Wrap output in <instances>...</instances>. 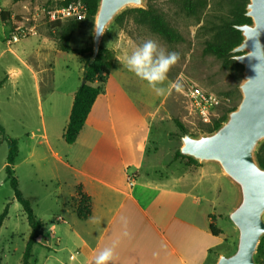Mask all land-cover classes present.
<instances>
[{
	"label": "crops",
	"instance_id": "crops-1",
	"mask_svg": "<svg viewBox=\"0 0 264 264\" xmlns=\"http://www.w3.org/2000/svg\"><path fill=\"white\" fill-rule=\"evenodd\" d=\"M22 41L27 43L10 48L15 63L7 79L14 77L22 86L24 71L35 74L38 68L44 73L47 106L41 128L25 134L22 156L18 139L15 166L24 165L35 175L40 168L44 179L58 186L56 204L63 211L52 214L44 243L48 249L55 245L59 253L75 252L77 257L72 255L70 262L56 259L57 263L95 264L100 252L113 246L115 259L110 264L214 263L226 243L218 218L232 202L221 203L218 198L223 174L213 164H200L182 165L178 175L160 177L151 170L153 162L146 163L160 117V95L126 66L124 56L136 42L120 29L109 36L103 47L114 52L113 70L78 139L67 144L64 132L83 82L82 60L77 55L74 71L59 73L56 81V58L70 54L61 51L45 30ZM37 94L40 97V87ZM78 186L92 201V214L86 220L66 205ZM211 225L222 233L214 235Z\"/></svg>",
	"mask_w": 264,
	"mask_h": 264
},
{
	"label": "rangeland",
	"instance_id": "rangeland-1",
	"mask_svg": "<svg viewBox=\"0 0 264 264\" xmlns=\"http://www.w3.org/2000/svg\"><path fill=\"white\" fill-rule=\"evenodd\" d=\"M207 1V8L195 17L181 12L171 0L146 1V5L151 4L163 12L169 23L180 32L183 41L178 44H168L158 36L150 33L147 28L137 25L132 14H127L121 22H116L117 19H115L104 35L109 34L103 41V46L108 44L109 36L120 29L127 37L134 40L136 45L151 39L156 41L166 52L179 54V60L169 71L167 80L158 85L165 88L166 91L159 98L160 117L153 127L152 139L154 140L148 147L146 163L153 162L151 170L152 172L155 171L160 177L170 176L171 174L178 175L181 173L182 165L192 167L201 164L199 162V165L194 164L185 158L176 157L177 151L180 152L181 138L184 134L179 131L174 119H178L183 123L188 130L187 134L196 137L206 133L203 131L216 121L204 123L191 108L188 98L191 86L198 85L208 92L229 100L227 105L217 110L218 120L222 118L227 110L234 106L237 107L242 100L239 87L244 78L243 66L223 68L221 60L203 54L204 42L212 35L210 31L212 24H215L221 16L227 15L231 0ZM49 2L59 1L0 0V10L3 9L9 13V17L5 21H2L0 17V81L4 83L0 87V127L6 129L5 134L0 132V215L8 206V216L0 229V264H22L26 244L31 235V227L27 222V217L22 206L15 200L13 189L7 179L5 167L9 153L8 138L21 140L22 156L25 153L23 144L25 134L41 128L44 120V109L47 106L44 102V73L38 68H36L35 74L24 71L22 86L16 84L17 79L14 77H11L10 80L7 79L9 67L15 63L13 62L14 57L11 49L15 50L18 46L27 42L22 41L20 44L17 43L9 47L5 40L10 30L17 23H22L27 18L31 19L33 15H36L40 23L39 34L45 30L59 41L64 26L71 24V21L48 23L45 16L41 15L40 12H36V10L49 5ZM127 10L129 9L123 12ZM93 30L94 21L80 23L72 37L71 45L75 48L93 46ZM69 54L70 59L65 54L56 58L57 70L54 72L56 81L60 80L59 73L67 74L74 71L78 56L72 53ZM155 55L158 57L160 55L159 51ZM67 67H69V70ZM177 82L181 85L179 90L172 87ZM37 87H40V97L37 94ZM38 170L35 175L29 169H26L24 165L18 168L15 166L20 189L31 202L35 215L42 220L44 224L43 234L44 232L48 234L54 220L52 214L62 213L63 208L56 204L55 192L58 186L46 181L42 169L39 168ZM40 175L43 176L40 178ZM220 189L222 192L218 198H220L221 203L228 200H232V202L228 211L225 212L226 214L218 218V226L226 233V243L217 251V259L212 264H216L220 255L231 254L236 245V232L228 221L227 214L238 201V191L225 176L221 177ZM65 194L66 191H64ZM72 255L73 258L77 257L75 252L59 253L55 245L52 249H48L44 243L43 235L41 243L33 248V257L29 264H58L56 259L70 262L69 259Z\"/></svg>",
	"mask_w": 264,
	"mask_h": 264
},
{
	"label": "water",
	"instance_id": "water-1",
	"mask_svg": "<svg viewBox=\"0 0 264 264\" xmlns=\"http://www.w3.org/2000/svg\"><path fill=\"white\" fill-rule=\"evenodd\" d=\"M146 1L98 0L91 62L98 57L112 22L126 9H146ZM246 10L251 23L235 27L243 40L232 51L244 68L239 87L242 100L216 131L181 138L182 156L217 166L238 191V201L227 214L236 232L235 249L220 255L216 264H258V247L264 237V168L257 160L264 142V0H249Z\"/></svg>",
	"mask_w": 264,
	"mask_h": 264
},
{
	"label": "trees",
	"instance_id": "trees-1",
	"mask_svg": "<svg viewBox=\"0 0 264 264\" xmlns=\"http://www.w3.org/2000/svg\"><path fill=\"white\" fill-rule=\"evenodd\" d=\"M74 0H64L59 2H49L48 4H56L59 6L67 5ZM88 9V20H71V24L64 26L62 33L59 37L58 48L66 53H72L80 56L84 72L82 85L78 89L69 122L64 132V140L67 144H73L79 137L82 131L89 113L97 99V97L103 92L106 81L111 74L114 67V52L101 46L98 57L95 61L91 62L90 57L93 53V47L85 48H73L71 46V40L77 28L82 22H93L97 9L98 0H80ZM181 12L188 16H198L208 6L207 0H171ZM249 0H231L229 4V10L226 16L217 19L215 24H212L210 31L212 35L204 42L203 54L214 56L216 59L222 61L223 68L230 67H242L234 58L236 54H233V50L239 46L243 40L241 32L235 27L237 25L249 24L251 19L246 16V7ZM127 14L133 15L134 22L142 27L148 29L150 33L158 36L164 42L168 44H178L183 41V37L180 32L173 27L165 14L161 12L155 6L148 4L146 9L134 8L123 12L117 17L116 22H121ZM0 17L2 21H5L9 17V13L5 10H0ZM2 83H0L1 87ZM235 106L226 111V113L219 120L215 121L213 125L209 126L203 132L212 133L216 131L222 123L226 120L227 114L230 111L235 110ZM174 122L182 134H187L188 130L183 123L174 119ZM0 132L5 134L3 127H0ZM9 140V153L6 159V173L7 179L14 192L15 200L22 206V209L27 217V222L31 227V235L26 244V248L23 255V263L29 264L33 257V248L39 245L43 238L44 224L34 212V208L31 202L23 195L19 180L15 173V164L19 154L18 141L13 138ZM176 157L187 159L189 162L198 164L193 158L185 157L176 153ZM257 160L261 167L264 168V142L260 146L257 152ZM199 165V164H198ZM77 215L80 220L88 219L92 214V201L83 191L82 186H78L76 190V196L72 198L67 204ZM8 216V206L4 212L0 215V229ZM211 229L214 235L218 236L222 232L217 230L213 225ZM257 263L264 264V237L258 247Z\"/></svg>",
	"mask_w": 264,
	"mask_h": 264
},
{
	"label": "built area",
	"instance_id": "built-area-1",
	"mask_svg": "<svg viewBox=\"0 0 264 264\" xmlns=\"http://www.w3.org/2000/svg\"><path fill=\"white\" fill-rule=\"evenodd\" d=\"M36 12H40L45 16L48 23H64L71 20H88L87 6L80 0H74L67 5L59 6L56 4H49L37 8ZM40 23L37 16L33 15L32 18H27L22 23H17L13 27L8 36H6V44L11 47L22 40L39 35ZM189 103L191 108L198 114L199 118L208 123L213 120H218L217 110L229 103L225 97H221L212 92H208L198 85L191 86L188 93ZM132 181V179H131Z\"/></svg>",
	"mask_w": 264,
	"mask_h": 264
},
{
	"label": "clouds",
	"instance_id": "clouds-1",
	"mask_svg": "<svg viewBox=\"0 0 264 264\" xmlns=\"http://www.w3.org/2000/svg\"><path fill=\"white\" fill-rule=\"evenodd\" d=\"M159 51L160 55L155 54ZM179 60L176 52H166L156 41L146 40L135 46L134 50L124 56L128 70L140 79L147 81L157 95L165 94L166 89L159 87L168 78L171 68ZM172 87L181 88L180 83H174ZM115 259L114 246L106 247L95 259V264H110Z\"/></svg>",
	"mask_w": 264,
	"mask_h": 264
}]
</instances>
